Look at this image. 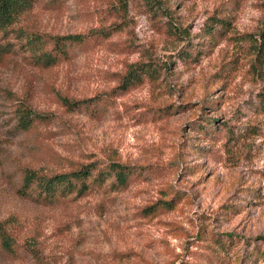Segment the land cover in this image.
I'll list each match as a JSON object with an SVG mask.
<instances>
[{"label":"rangeland","instance_id":"374dc122","mask_svg":"<svg viewBox=\"0 0 264 264\" xmlns=\"http://www.w3.org/2000/svg\"><path fill=\"white\" fill-rule=\"evenodd\" d=\"M212 17L229 25L209 35ZM12 30L0 58V225L14 251L0 245V264H264V0H38ZM95 30L99 43L49 68L20 46L21 32ZM138 63L159 77L117 93ZM94 96L98 116L61 101ZM20 108L47 116L21 131ZM93 161L149 170L125 190L50 206L18 193L26 170ZM172 189V209L145 211Z\"/></svg>","mask_w":264,"mask_h":264},{"label":"trees","instance_id":"16d2710c","mask_svg":"<svg viewBox=\"0 0 264 264\" xmlns=\"http://www.w3.org/2000/svg\"><path fill=\"white\" fill-rule=\"evenodd\" d=\"M38 0H0V58L13 51L12 44L6 42L10 33H15L12 26L18 21L20 16L33 9ZM212 25H209L206 32L212 35L215 25L226 27L229 21L212 17ZM25 41L20 42L21 48L28 54L30 62L40 68H49L56 65L61 60H69L75 55L76 49L86 50L100 42L105 33L101 30L87 33L67 34L61 36H43L34 33H20ZM264 38V36H263ZM264 41V39H263ZM160 70L155 65L138 63L131 66L122 76L121 82L115 88L117 93H125L131 88L141 84L144 79L155 80L159 77ZM260 110L264 113V94L260 96ZM62 103L71 109H84L93 116L101 114V104L104 99L101 97H91L82 100H69L63 98ZM47 115L35 113L26 108L17 110V127L21 131H29L35 124L46 118ZM149 168L129 167L116 161L101 163L93 161L88 164H81L67 172L39 174L32 170H26L18 193L22 197L31 198L39 204L50 206L60 203L68 198L77 199L90 195L98 191H122L130 183L147 175ZM173 196L170 199L160 200L154 205L145 208L148 214H155L160 211L172 209L174 198L178 192L171 190L168 192ZM216 244L223 248L221 241L214 240ZM0 245L8 253H13L14 242L0 225ZM212 258L220 257V252L214 248Z\"/></svg>","mask_w":264,"mask_h":264}]
</instances>
